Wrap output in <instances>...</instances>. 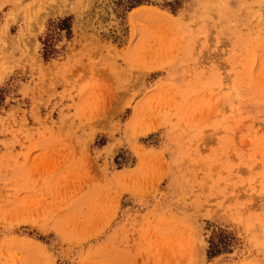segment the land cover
<instances>
[{"label": "rangeland", "instance_id": "obj_1", "mask_svg": "<svg viewBox=\"0 0 264 264\" xmlns=\"http://www.w3.org/2000/svg\"><path fill=\"white\" fill-rule=\"evenodd\" d=\"M0 264H264V0H0Z\"/></svg>", "mask_w": 264, "mask_h": 264}, {"label": "trees", "instance_id": "obj_2", "mask_svg": "<svg viewBox=\"0 0 264 264\" xmlns=\"http://www.w3.org/2000/svg\"><path fill=\"white\" fill-rule=\"evenodd\" d=\"M218 243L213 242L212 240L209 241L207 254L212 255L218 251Z\"/></svg>", "mask_w": 264, "mask_h": 264}, {"label": "bare ground", "instance_id": "obj_3", "mask_svg": "<svg viewBox=\"0 0 264 264\" xmlns=\"http://www.w3.org/2000/svg\"><path fill=\"white\" fill-rule=\"evenodd\" d=\"M100 7H101V13L103 14L105 12L104 7L103 5L102 6L100 5Z\"/></svg>", "mask_w": 264, "mask_h": 264}]
</instances>
